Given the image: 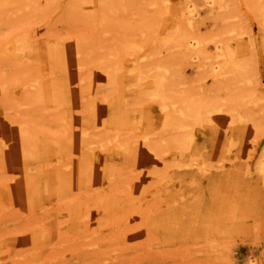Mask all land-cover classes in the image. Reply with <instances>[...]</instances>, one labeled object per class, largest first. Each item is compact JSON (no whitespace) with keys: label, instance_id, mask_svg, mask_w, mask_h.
Here are the masks:
<instances>
[{"label":"rangeland","instance_id":"374dc122","mask_svg":"<svg viewBox=\"0 0 264 264\" xmlns=\"http://www.w3.org/2000/svg\"><path fill=\"white\" fill-rule=\"evenodd\" d=\"M45 1L0 0V69L4 77L13 70L12 55L22 58L19 54L24 52L38 53L39 57L31 56L23 64L46 66L53 49L74 29L72 22L59 18L68 0H52L48 6ZM150 1L127 0L118 12L127 22L151 19L145 34L137 32L132 37L141 46L135 54L161 49L154 42L164 34L159 35L163 26L165 30L160 19H173L168 10L175 9L178 2L155 0L152 6ZM224 2L228 6L221 10L205 0H191L200 12L195 33L205 39L209 58L204 67L181 59L176 62L178 74L174 77L178 91H190L194 99L219 105L222 111L212 114L218 120L194 125L191 146L181 155L170 149L163 160L147 157L143 166L125 162V167L115 168L121 177H144L140 191L146 195L156 188V196L144 200L141 195L139 199L134 190L137 179L126 184L105 178L87 186L74 174L73 181L59 177L55 182L48 170L78 160L81 153L75 148L65 150L46 164L52 155L48 158L37 151L27 158L28 178L7 165L0 169V196L6 194L9 202L0 208V264H248L251 256L250 264H264V22L252 8V0ZM168 28L174 30V26ZM231 37L238 38L241 45L238 56L228 50V58L246 63L243 79L234 85L229 76L215 77L209 71L210 63L217 59L214 41L220 40L226 51ZM6 56L10 59L5 60ZM49 77L47 73L42 79ZM67 82L72 90L79 87L77 81ZM136 88L135 79L128 82L123 99L136 101L148 90L134 91ZM111 91L108 100L120 92L118 88ZM229 93L245 97L232 101ZM144 105L146 102L124 107ZM60 106L63 113L87 114L83 107L71 113L66 111L67 105ZM65 118L66 130L59 126L56 134H40V138L55 145L76 138L79 124L70 122L66 114ZM33 124L46 129L40 116H35ZM211 126L215 133L209 130ZM128 134L133 136L131 143L136 142L142 134L141 123ZM0 147L8 149L1 139ZM86 152L100 153L97 149ZM130 190L134 201L128 197ZM114 195L123 200L118 211L113 206Z\"/></svg>","mask_w":264,"mask_h":264},{"label":"bare ground","instance_id":"6f19581e","mask_svg":"<svg viewBox=\"0 0 264 264\" xmlns=\"http://www.w3.org/2000/svg\"><path fill=\"white\" fill-rule=\"evenodd\" d=\"M125 1L127 0L66 1L59 18L72 22L74 29L63 38V43L60 42L53 49L51 55L48 54L50 62L43 67L25 66L23 63H28V58H37L39 54L36 53L35 56L24 52L19 54L22 58L10 56L14 59L10 61L14 66L9 77H4L0 69V139L2 144L8 145L7 150L0 147V169L7 165L8 168L18 169L28 178L26 170L30 167L27 158L30 155L37 151H42L46 157L52 155L53 158L51 156L45 162L48 164L59 156V152H71L75 148L81 153L80 158L64 167L48 170L47 174L52 176L51 179L57 182L60 177L73 181L74 176L78 175V181L87 183V186L101 183L105 178L110 182L124 181L126 184L130 179H137L134 190L139 192L140 199L144 192L140 191L139 186L145 178L134 175L121 177L115 169L117 165L128 162L143 166L147 157L163 160L164 154L170 149L176 150L175 155H181L191 146L194 125L218 120L212 114L222 111L219 105L194 99L190 91H178L175 88L174 77L178 74L176 62L181 59L189 60L188 62L191 60L196 62L197 67H204L209 58L205 53V39L195 33L196 19L200 12L191 0H178L177 7L168 10L173 15L169 22L164 18L160 19L165 23V30L172 26L174 30L168 28L165 31L163 26L162 32H159L160 35L164 31L162 39L154 38L161 49L158 47L159 51L149 54H135L141 46L132 37L137 32L145 34L151 19L143 17L131 22L123 20L118 12L125 8ZM205 1L212 7L221 6V10L228 6L224 0ZM51 2L52 0H46L44 5L48 6ZM155 2L151 0L150 5L154 6ZM20 3L26 8L30 7L29 4ZM250 4L260 21L264 22V4H259V0H252ZM161 13L160 11L158 15ZM262 42L264 48V38ZM240 43L238 38L231 37L225 45L228 48L225 51L220 40L214 41L217 59L209 65L212 76L227 75L231 84L243 79L245 61L232 56L228 58L227 54L230 50L231 55L238 56L236 51H239ZM163 51L164 54H160ZM2 54L7 55L4 51ZM10 57L3 58L7 60ZM47 73L50 77L42 79ZM133 79L137 85L134 91L144 87L148 90L136 101L129 103L123 99L124 86ZM68 80L70 83L77 81L79 87L76 90L70 89ZM113 88H118L120 92L108 100ZM228 95L232 101L245 97L242 94ZM143 102L146 105L141 107H124ZM61 104L67 105L66 111L71 113L75 108L83 107L87 114L76 116L63 113L60 111L63 107ZM65 114L70 122L77 126L79 124L76 138L66 139L57 145L40 138V134H56L59 126H64L66 130L68 126L65 125ZM35 116L41 117L46 129L33 124ZM140 123L142 134L136 142L131 143L133 136L127 133ZM53 124L55 129H52ZM97 127L100 129L96 130ZM220 127L224 125L221 124ZM209 130L216 132L214 126ZM88 149H97L102 153H87ZM44 151L48 154L45 155ZM158 192L156 188L151 189L143 195V199L154 198ZM128 195L131 201L136 199L131 190ZM7 198L6 194L0 196L1 209L9 203ZM112 201L118 211L123 204L122 198L114 195ZM249 259L253 261L254 258L251 256Z\"/></svg>","mask_w":264,"mask_h":264}]
</instances>
